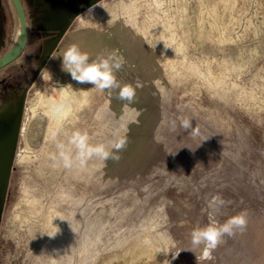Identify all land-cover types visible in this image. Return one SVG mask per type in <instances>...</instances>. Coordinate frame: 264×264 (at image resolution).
<instances>
[{
  "label": "rangeland",
  "instance_id": "obj_1",
  "mask_svg": "<svg viewBox=\"0 0 264 264\" xmlns=\"http://www.w3.org/2000/svg\"><path fill=\"white\" fill-rule=\"evenodd\" d=\"M23 3L27 46L0 71V264H121L145 241L153 264H196L190 232L208 223L216 195V219L244 211L247 228L202 264H264V0ZM70 18L67 29L122 20L155 50L161 150L146 173L115 178L96 157L70 168L52 159L74 131L110 148L134 115L113 114L102 92L46 67ZM17 30L12 0H0V55Z\"/></svg>",
  "mask_w": 264,
  "mask_h": 264
},
{
  "label": "crops",
  "instance_id": "obj_2",
  "mask_svg": "<svg viewBox=\"0 0 264 264\" xmlns=\"http://www.w3.org/2000/svg\"><path fill=\"white\" fill-rule=\"evenodd\" d=\"M70 44H77L94 59L98 53L117 52L124 60L123 67L116 73L122 84L136 88V99L132 104L118 99V90L102 92L111 112L127 116L124 132L120 138L127 140L126 147L119 153V161H105L107 172L115 178H128L146 173L155 163L161 150L156 138L158 125V98L155 86L157 56L148 40L132 26L122 20H113L107 26L100 23H76L69 27L52 51L59 55ZM46 67L65 80L70 76L60 69L59 60H49ZM5 69V68H4ZM3 70V69H2Z\"/></svg>",
  "mask_w": 264,
  "mask_h": 264
},
{
  "label": "clouds",
  "instance_id": "obj_3",
  "mask_svg": "<svg viewBox=\"0 0 264 264\" xmlns=\"http://www.w3.org/2000/svg\"><path fill=\"white\" fill-rule=\"evenodd\" d=\"M50 59L59 60L61 71L68 74L75 83L91 85L92 88L100 92L118 90V99L126 101L128 104L135 102L136 88L131 84H122L117 79L116 73L124 65L123 58L117 52L98 53L92 59L89 53L83 51L79 45L70 44L58 56L52 55ZM55 110L59 112L61 107L56 106ZM181 127L193 136L198 135V129L193 127L191 119L182 118ZM56 137L57 133L54 131L52 133L53 141H56ZM67 144L71 147H66L63 142H57L55 144L57 153L52 156V159L62 162L63 167L70 168L74 158L81 165L93 157L103 161L109 159L119 161L120 156L117 153L126 147L127 140L117 136L109 148L103 143H90V137L86 132L74 131L68 136ZM224 204L225 201L222 197L213 196L208 201V207L212 209L208 214V223L203 227L197 226L190 232L193 247L186 250L194 253L196 264H202L204 260H211L212 253L223 242L225 236L233 237L237 232L243 233L247 228L248 214L244 211L228 217L223 223L216 219V210L223 207ZM197 248L200 249L199 255L196 253Z\"/></svg>",
  "mask_w": 264,
  "mask_h": 264
},
{
  "label": "water",
  "instance_id": "obj_4",
  "mask_svg": "<svg viewBox=\"0 0 264 264\" xmlns=\"http://www.w3.org/2000/svg\"><path fill=\"white\" fill-rule=\"evenodd\" d=\"M15 13L17 16V25L19 28V36L17 39L14 40V42L11 44V46L5 51L2 55H0V71L7 66L14 63L16 60H18L21 55L23 54L27 43L29 39V25H28V18L27 13L24 7L23 0H12ZM93 2H90L87 4V6L91 5ZM73 18V17H72ZM72 18L69 19L68 24L65 26L64 30L62 32H66V29L71 22ZM62 34V33H61ZM64 34V33H63ZM61 36L57 39L56 43L53 45V50L56 48L57 44L59 43ZM52 50V51H53ZM16 140V134L14 136L13 142ZM14 148V143H13ZM13 148L11 152L9 153L8 160L6 162L5 166V181H8L10 171L12 169V162L14 157V151Z\"/></svg>",
  "mask_w": 264,
  "mask_h": 264
},
{
  "label": "bare ground",
  "instance_id": "obj_5",
  "mask_svg": "<svg viewBox=\"0 0 264 264\" xmlns=\"http://www.w3.org/2000/svg\"><path fill=\"white\" fill-rule=\"evenodd\" d=\"M18 36H19V28L17 30V34L15 36V39H17ZM56 106H60L61 107V110L59 112L62 115L64 113V111L62 110V103H61L60 100H57V101L53 102V104L51 105V108L55 112H57L55 110ZM154 248L155 247L151 243H146L144 245H140L138 248H135L134 250L129 249L126 253H124L122 255V258L120 259V263L121 264H129L131 261L140 259L141 261H143V264H153V262L151 260V256L154 254ZM147 261H148V263H146ZM136 263H137V261H136ZM133 264H134V262H133ZM139 264H142V263H139Z\"/></svg>",
  "mask_w": 264,
  "mask_h": 264
},
{
  "label": "flooded vegetation",
  "instance_id": "obj_6",
  "mask_svg": "<svg viewBox=\"0 0 264 264\" xmlns=\"http://www.w3.org/2000/svg\"><path fill=\"white\" fill-rule=\"evenodd\" d=\"M8 67V66H7Z\"/></svg>",
  "mask_w": 264,
  "mask_h": 264
}]
</instances>
